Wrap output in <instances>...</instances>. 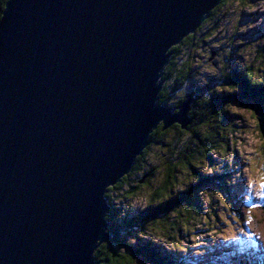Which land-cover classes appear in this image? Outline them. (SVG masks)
Wrapping results in <instances>:
<instances>
[{
  "label": "water",
  "instance_id": "95a60500",
  "mask_svg": "<svg viewBox=\"0 0 264 264\" xmlns=\"http://www.w3.org/2000/svg\"><path fill=\"white\" fill-rule=\"evenodd\" d=\"M222 0H8L0 17V264H94L109 190L189 102L171 48Z\"/></svg>",
  "mask_w": 264,
  "mask_h": 264
},
{
  "label": "trees",
  "instance_id": "16d2710c",
  "mask_svg": "<svg viewBox=\"0 0 264 264\" xmlns=\"http://www.w3.org/2000/svg\"><path fill=\"white\" fill-rule=\"evenodd\" d=\"M7 1L4 0V5L0 6V17ZM228 1L222 0L194 34L171 48L172 55L163 71L164 83L159 92V104L177 112L181 105L189 102L190 123L185 129L173 124L163 130L162 125H159L151 133L148 145L159 143L166 149L167 155L164 178L157 187L152 185L157 171L148 167L143 176L137 177L136 184L142 183L141 185L126 186L127 175L109 190L106 195L109 206L106 221L111 239L96 249L94 264H185L186 260H178L169 250H158L151 239L144 240L139 235H151L152 232L159 234L164 243L178 246V239L181 238L179 236L184 232H192V225H197L199 221L200 226L221 231L225 217L203 208L201 202L202 191L207 188L215 190L214 185L221 187V197L231 196L229 198L230 204L233 205L234 221H240L248 233L256 228L254 226L260 227L264 233V218L259 221L257 217H253L255 211L264 215V204L260 202V198L254 201L258 206L252 207L251 196L248 193H240L241 186L233 183L226 168L229 163L217 165L222 169L219 172L211 158L216 155L225 159L236 143L237 126L229 110L232 102H238L249 109L257 122V130L264 136V66L260 68L253 63L240 66L232 62L231 65H223L222 74L214 80L198 79L193 73L195 52L206 43L212 32V29L208 30L209 23L218 19L220 10ZM234 1L244 4V0ZM258 38H262L264 42V36ZM263 49L264 47L258 48L256 52L259 53V50L261 52ZM165 136L168 139H165ZM147 149L148 146L142 155L135 159L131 175L142 172V156ZM201 167L208 171L198 170ZM185 170L194 175V181L182 183L176 174L183 175ZM148 185L151 192L143 210L135 211L131 215L126 212L127 209L124 211L121 207L114 206L112 194L115 189H120L122 199H127ZM122 213L124 215H121ZM258 232L260 233L259 230ZM129 239H133L134 243H129ZM251 241L255 247L253 251H240L239 257L238 252L228 253L227 257L221 256L230 262L229 264H264V236L261 233L254 235Z\"/></svg>",
  "mask_w": 264,
  "mask_h": 264
},
{
  "label": "rangeland",
  "instance_id": "374dc122",
  "mask_svg": "<svg viewBox=\"0 0 264 264\" xmlns=\"http://www.w3.org/2000/svg\"><path fill=\"white\" fill-rule=\"evenodd\" d=\"M210 29H212V32L205 41L206 43L195 52L196 62L193 65L195 78L202 80L219 78L225 64L237 63L240 66H247L253 63L254 66L260 68L264 66V49L261 52L259 50V53L256 52V49L264 47L263 39L258 38L264 36V0H244V4L229 0L220 10L218 19L210 21L208 30ZM263 72L264 68L262 69ZM229 108L237 126L235 129L237 131L236 143L225 159L216 155L211 158L216 164V170L219 172L222 171L221 168H218L219 165L223 166L225 162L229 163L226 168L233 183H238L241 186L239 192H243L242 194L248 193L251 196L250 200L254 202L259 200V185L261 176L264 175V136L257 130V122L247 107L238 104V102H232ZM164 138L168 139L166 136ZM165 143L167 144V142ZM166 157V149L162 148L159 143L148 145L147 152L142 156V172L136 175L129 174L126 178V186L141 185L142 183L136 184L137 177L143 176L145 170L152 167L157 171L152 185L157 187L164 178ZM198 170L208 171H205L202 167ZM183 173V175L176 174L182 180V183L194 181V175L190 171L185 170ZM249 184H252L251 188L248 187ZM214 189H204L201 202L203 208L210 209L214 213H220L225 217V224H221V231L214 230V228L209 230L208 227L200 226L201 222L199 221L197 225H192V228H194L192 232H184L179 236L181 238L178 239L180 242L178 246H170V244L164 243L159 234L155 235L152 232L151 235L140 234L139 237L144 240L151 239L158 250L162 248L165 251L169 250L173 252L171 254L175 258L186 260L187 264L226 263L225 258L221 255L227 257L228 253L238 252L239 257L240 251L244 252L241 245L243 242L249 244L246 247L247 250H253L254 246H252L251 240L254 239V235L260 233L264 236L263 230L258 226H254L256 228L253 231L246 232L240 221L233 220V205L230 204L229 198L231 196L226 198L222 195L223 197H221V187L219 185H214ZM121 192L120 189H115L113 192L112 198L114 199L112 201L114 206L116 208L121 207L124 211L127 209L126 212H130L129 214L132 215L133 212L143 210L146 207L151 187L150 185L147 188L143 187L137 191L136 195L127 199H122ZM260 202L264 204V201L260 200ZM253 214V217H257L259 221L264 218V215L258 211ZM121 215H124V213ZM249 220L254 224L251 218ZM262 226L264 227V224ZM129 243L133 244L134 240L129 239Z\"/></svg>",
  "mask_w": 264,
  "mask_h": 264
},
{
  "label": "snow or ice",
  "instance_id": "6c2138e0",
  "mask_svg": "<svg viewBox=\"0 0 264 264\" xmlns=\"http://www.w3.org/2000/svg\"><path fill=\"white\" fill-rule=\"evenodd\" d=\"M4 5V0H0V6ZM232 91H235V89H231ZM249 188L252 187V184L248 185ZM260 188V192H259V198L261 201H264V175L261 176V183L259 185ZM258 205L255 204V202H253L252 207H257ZM233 239H235V237H233ZM129 264H131V262H129Z\"/></svg>",
  "mask_w": 264,
  "mask_h": 264
}]
</instances>
